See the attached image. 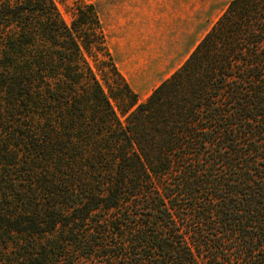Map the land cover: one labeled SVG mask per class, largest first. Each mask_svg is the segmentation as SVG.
Masks as SVG:
<instances>
[{
	"label": "trees",
	"instance_id": "obj_1",
	"mask_svg": "<svg viewBox=\"0 0 264 264\" xmlns=\"http://www.w3.org/2000/svg\"><path fill=\"white\" fill-rule=\"evenodd\" d=\"M104 33L0 0V264H264V0L143 102Z\"/></svg>",
	"mask_w": 264,
	"mask_h": 264
},
{
	"label": "rangeland",
	"instance_id": "obj_2",
	"mask_svg": "<svg viewBox=\"0 0 264 264\" xmlns=\"http://www.w3.org/2000/svg\"><path fill=\"white\" fill-rule=\"evenodd\" d=\"M54 1L68 23L84 6H96L117 70L143 102L184 63L231 0ZM97 61L105 68L98 78L106 75L113 83L101 63L107 58L98 55Z\"/></svg>",
	"mask_w": 264,
	"mask_h": 264
}]
</instances>
